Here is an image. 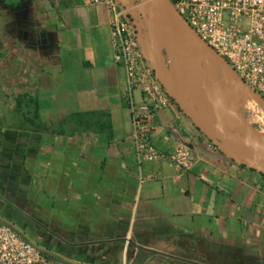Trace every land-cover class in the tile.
Instances as JSON below:
<instances>
[{"label": "crops", "instance_id": "0c3cea01", "mask_svg": "<svg viewBox=\"0 0 264 264\" xmlns=\"http://www.w3.org/2000/svg\"><path fill=\"white\" fill-rule=\"evenodd\" d=\"M131 16L153 59L149 8ZM110 23L105 5L86 0H0V222L10 223L1 211L24 212L67 246L50 253L82 264H264V171L202 133L171 98L152 135L164 157L140 172ZM203 46L173 20L171 77L211 122L221 105L242 124L236 108L264 101ZM180 145L192 154L187 172L170 159Z\"/></svg>", "mask_w": 264, "mask_h": 264}, {"label": "built area", "instance_id": "2783aa9c", "mask_svg": "<svg viewBox=\"0 0 264 264\" xmlns=\"http://www.w3.org/2000/svg\"><path fill=\"white\" fill-rule=\"evenodd\" d=\"M172 11L223 59L236 77L259 97L264 96V0H165ZM105 5L111 13L114 61L127 74L126 102L132 116L133 150L140 172L143 164L164 157L152 142L158 112L171 104L170 96L141 48L132 13L143 2L123 6L117 0H86ZM139 91L143 103L137 105ZM183 172L193 158L185 145L170 156ZM142 177V176H141ZM203 180H206L202 176ZM144 178L142 177V181ZM0 264H82L58 257L38 246L15 225L0 222Z\"/></svg>", "mask_w": 264, "mask_h": 264}, {"label": "water", "instance_id": "95a60500", "mask_svg": "<svg viewBox=\"0 0 264 264\" xmlns=\"http://www.w3.org/2000/svg\"><path fill=\"white\" fill-rule=\"evenodd\" d=\"M142 2L143 5L139 9L144 7L149 8V12L151 13V17L154 21V30L150 36L153 59H150L148 55L146 56L150 60L152 66L155 68L156 72L158 73V76L167 94L175 101V103L179 106L183 113L195 124V126L202 133L213 138L218 145L226 147L236 155L244 157L248 161L256 163V165L260 169H262V171H264L263 148L255 144L249 143L245 140H242L240 138L234 137L229 134L226 130L220 129L211 122H209L206 118H204V116L199 112V110L178 90L175 82L171 77L170 69L167 64L166 54L164 51V43L168 39L171 22L176 18H181L178 17L172 11V9L165 0H142ZM189 30L193 32L190 28ZM197 38L205 45V47L209 51V54L214 59L225 65L231 71L233 76L236 77V75L230 69L228 64L223 59L216 56L212 52V50L198 36ZM236 79L240 83H242L237 77ZM242 85L246 86L243 83ZM253 93L256 94L255 92Z\"/></svg>", "mask_w": 264, "mask_h": 264}, {"label": "rangeland", "instance_id": "374dc122", "mask_svg": "<svg viewBox=\"0 0 264 264\" xmlns=\"http://www.w3.org/2000/svg\"><path fill=\"white\" fill-rule=\"evenodd\" d=\"M233 78L236 79L235 76H233ZM259 98L263 100L261 97ZM255 100L258 101L257 99L250 98L248 110L236 108L237 117L243 122L240 129H236V127H232L229 125L226 119V113L224 112L221 105L218 106L219 108H221V110L216 112V116L220 120L223 119V129L230 133L232 136L237 138H244L249 143L261 147L259 143H264V120L258 113L262 114V116L264 117V106L259 105ZM253 129L258 132L254 131ZM1 213V218L15 225L18 229L27 234V236H29L32 241H34L41 248L47 251L56 252L58 254L66 253L67 250L65 249V247L67 246H64L61 241L53 242L50 238L44 237V235L52 236L51 231H49L45 227H42L41 225L31 223V220L24 212L16 210H6L1 211Z\"/></svg>", "mask_w": 264, "mask_h": 264}, {"label": "bare ground", "instance_id": "6f19581e", "mask_svg": "<svg viewBox=\"0 0 264 264\" xmlns=\"http://www.w3.org/2000/svg\"><path fill=\"white\" fill-rule=\"evenodd\" d=\"M173 28V27H172ZM171 28V31H174L173 29ZM177 30V29H176ZM193 33V32H192ZM193 35H194V38H195V40H196V43H197V48L200 50V51H202V52H205V50H204V48H202V47H204L203 46V43L197 38V36L193 33ZM258 96V95H257ZM259 97V96H258ZM200 112V111H199ZM261 112V111H260ZM201 113V112H200ZM202 114V113H201ZM259 115H261V118L264 120V117L262 116V114H260V113H258ZM203 115V114H202ZM204 116V115H203ZM211 117V116H210ZM217 117V116H216ZM204 118H206L205 116H204ZM207 119V118H206ZM226 119H227V121H228V123H230V124H232V125H234L235 127H236V129L237 128H241L242 127V124H243V122H242V124L239 122V121H237L235 118H233V117H228V116H226ZM238 119V118H237ZM208 120V119H207ZM209 122H211L210 120H208ZM212 122H214V124H216L217 126H218V128L220 127V129H223V121L221 120V121H218L217 119L215 120V119H212ZM211 122V123H212ZM213 124V123H212ZM215 125V126H216ZM224 130V129H223ZM241 132V131H240ZM230 134V133H229ZM240 139H242V140H245V141H247L246 139H244V138H240ZM248 142V141H247ZM260 144V146H261V148H263L264 149V143L263 144H261V143H259Z\"/></svg>", "mask_w": 264, "mask_h": 264}, {"label": "trees", "instance_id": "16d2710c", "mask_svg": "<svg viewBox=\"0 0 264 264\" xmlns=\"http://www.w3.org/2000/svg\"><path fill=\"white\" fill-rule=\"evenodd\" d=\"M166 54V53H165ZM254 92L257 94V91L254 90ZM171 98V97H170ZM261 98L264 100V96H261ZM172 99V98H171ZM173 100V99H172ZM174 101V100H173ZM175 102V101H174ZM177 105V104H176ZM178 106V105H177ZM179 107V106H178ZM80 115H74L72 118H78Z\"/></svg>", "mask_w": 264, "mask_h": 264}]
</instances>
